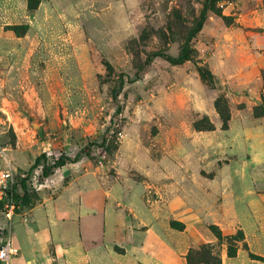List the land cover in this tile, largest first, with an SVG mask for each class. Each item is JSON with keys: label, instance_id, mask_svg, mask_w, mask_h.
<instances>
[{"label": "rangeland", "instance_id": "rangeland-1", "mask_svg": "<svg viewBox=\"0 0 264 264\" xmlns=\"http://www.w3.org/2000/svg\"><path fill=\"white\" fill-rule=\"evenodd\" d=\"M207 3L0 0L10 264H264V0Z\"/></svg>", "mask_w": 264, "mask_h": 264}, {"label": "built area", "instance_id": "built-area-1", "mask_svg": "<svg viewBox=\"0 0 264 264\" xmlns=\"http://www.w3.org/2000/svg\"><path fill=\"white\" fill-rule=\"evenodd\" d=\"M22 192L18 184L15 171L9 163L5 148L0 144V215L11 220L20 209L17 195ZM19 254L9 239L0 240V264H10Z\"/></svg>", "mask_w": 264, "mask_h": 264}, {"label": "trees", "instance_id": "trees-1", "mask_svg": "<svg viewBox=\"0 0 264 264\" xmlns=\"http://www.w3.org/2000/svg\"><path fill=\"white\" fill-rule=\"evenodd\" d=\"M39 1L40 0H29V5H28L29 9L30 10L36 9L38 7ZM220 1H222V0H208L207 6L205 8V14H207L208 10H211V11L215 12L218 16L223 17L222 10L217 6ZM204 18H205V15H204ZM191 54H192L191 49L186 48L182 51L181 55L178 56V58L168 57L167 60L172 64H182V63L191 59ZM263 102H264V98H263ZM45 158H46V156L43 154L36 159L35 164L29 170L28 176L31 175L33 173V171L42 164L43 161H45ZM79 158H80V154H78L76 156V158H74V159H69V158L65 159L64 157H60L55 162L53 167H51V168L50 167H44V170H43L44 177H49L52 174L53 169L64 167L66 165L67 161L76 162L79 160ZM28 179L29 178H26L25 180L22 181V184H20L22 187V192L19 195H17V200L19 201V205H20V209L17 210V213H20V211L27 204H29V202L31 201V195L29 193V190H28L27 184H26V181ZM236 252H237V250L232 248V247L229 249V255L231 257L235 256Z\"/></svg>", "mask_w": 264, "mask_h": 264}]
</instances>
